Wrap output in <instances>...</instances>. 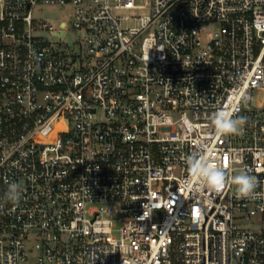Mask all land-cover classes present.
Returning <instances> with one entry per match:
<instances>
[{
    "label": "built area",
    "instance_id": "2783aa9c",
    "mask_svg": "<svg viewBox=\"0 0 264 264\" xmlns=\"http://www.w3.org/2000/svg\"><path fill=\"white\" fill-rule=\"evenodd\" d=\"M147 3L124 26L113 10L143 5L0 0V264H264V105L242 107L264 88V0ZM219 109L248 119L240 144ZM197 151L256 198L186 183Z\"/></svg>",
    "mask_w": 264,
    "mask_h": 264
},
{
    "label": "clouds",
    "instance_id": "9594fccd",
    "mask_svg": "<svg viewBox=\"0 0 264 264\" xmlns=\"http://www.w3.org/2000/svg\"><path fill=\"white\" fill-rule=\"evenodd\" d=\"M238 111V109H219L212 114L211 121L218 135H240L243 133L247 118L239 117ZM186 163L189 171L186 183L195 181L198 186L199 182H203L210 190L214 191H220L230 184L235 186L238 198H256L258 180L247 170L228 176L220 161H213L200 151L189 155ZM22 195V185L13 181L8 184L3 198L6 202L16 204L21 200Z\"/></svg>",
    "mask_w": 264,
    "mask_h": 264
},
{
    "label": "rangeland",
    "instance_id": "374dc122",
    "mask_svg": "<svg viewBox=\"0 0 264 264\" xmlns=\"http://www.w3.org/2000/svg\"><path fill=\"white\" fill-rule=\"evenodd\" d=\"M148 0H134L135 4L143 5V7L136 8H122V9H114L113 13L119 16H129L127 20H123L122 24L124 26H136L139 21L134 19V17L147 15L150 13V9L148 7ZM72 8L70 5H62V4H38L32 11V15L36 19H44L54 24H57L60 20H66L70 22L71 20ZM59 41H74L77 43L78 41V32L75 30H69L64 33L62 37H54ZM258 105H264V88H255L251 94V99L249 102H244L242 107L245 113L250 114L255 112ZM248 123V119L246 120ZM242 134L233 135L235 144H240L242 141Z\"/></svg>",
    "mask_w": 264,
    "mask_h": 264
},
{
    "label": "water",
    "instance_id": "95a60500",
    "mask_svg": "<svg viewBox=\"0 0 264 264\" xmlns=\"http://www.w3.org/2000/svg\"><path fill=\"white\" fill-rule=\"evenodd\" d=\"M241 116V112L239 113V117Z\"/></svg>",
    "mask_w": 264,
    "mask_h": 264
}]
</instances>
